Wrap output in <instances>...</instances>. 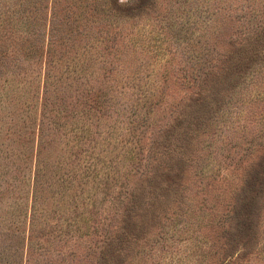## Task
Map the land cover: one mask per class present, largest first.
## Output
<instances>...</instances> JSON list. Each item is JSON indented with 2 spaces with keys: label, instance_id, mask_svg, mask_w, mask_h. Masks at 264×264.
<instances>
[{
  "label": "rangeland",
  "instance_id": "1",
  "mask_svg": "<svg viewBox=\"0 0 264 264\" xmlns=\"http://www.w3.org/2000/svg\"><path fill=\"white\" fill-rule=\"evenodd\" d=\"M41 1L42 31L50 20L57 26L55 44L49 52L53 60L49 68L56 66L58 72L54 74L59 77L52 78L55 82L49 86L51 108L62 115L71 113L70 105L64 112V100L67 104L73 99L68 97L65 85L80 80L71 73L66 79L64 71L68 67L80 71L81 67L86 73L89 68L94 71L92 77L88 76L92 82L105 86L118 82L123 87L118 97L124 101L136 97L132 95L136 87L131 86L137 83L155 92L153 99H160L164 92L168 103L147 115L155 122V129L170 122L172 114L185 106L191 86L198 77L201 79L208 59L217 58L219 50L226 51L225 56L237 54L246 47L250 30L260 24L264 27V0H56L54 8L51 0ZM18 17L15 15L4 27L13 31L10 35L20 36L19 43L26 47V35H34L25 23L19 24ZM5 39L11 37L0 36V56L11 48ZM41 43L39 38L36 44L41 47ZM43 55L40 48L33 57L10 53L0 66V264H67L79 259L94 264L99 260L102 238L115 225L111 203L118 188L105 187L101 161L95 162L103 175L97 179H73L68 186V182L56 180L63 172L72 174L75 165L69 158L70 146L63 143L67 139L64 136L62 143L49 149L37 145ZM263 62L259 60L249 73L236 77L231 91L223 94L216 113L210 114L197 133V144L191 146L197 165L186 177L191 192L184 193V201L180 200L182 192L176 195L177 201L172 203L175 212L168 218L162 216L164 209L148 214L140 231L148 245L126 254L134 259L127 264H212L222 234L221 229L209 226L210 218L217 219L216 213L229 209L227 205L250 184L254 172L258 179H264V97L254 95L257 90L264 91ZM107 69L112 71L104 75ZM198 70L202 71L199 76ZM56 111L48 116L54 118ZM60 122L64 124L66 119ZM126 126L121 124L122 139H129ZM61 133L63 128L58 129L59 137ZM144 139L149 142L148 137ZM101 150H113L108 156L114 163L122 159V151L111 145L100 147V155ZM41 158L49 174L37 215L42 206L45 214L35 222V242L29 246L33 174ZM125 182L129 192L145 190L144 179L138 175H126ZM254 206L248 212L256 228L251 255L242 256L236 264H264V190ZM80 214L91 217L89 235L74 223ZM103 217L107 218L104 224L100 222ZM206 240L213 242L209 249L203 247ZM46 249L49 253L40 254ZM122 262L119 260V264Z\"/></svg>",
  "mask_w": 264,
  "mask_h": 264
},
{
  "label": "trees",
  "instance_id": "2",
  "mask_svg": "<svg viewBox=\"0 0 264 264\" xmlns=\"http://www.w3.org/2000/svg\"><path fill=\"white\" fill-rule=\"evenodd\" d=\"M93 2L90 3V6ZM41 3V0H0V28L2 27L0 36L11 37V39H5L8 44H11V48L1 54L0 66L10 53L17 56L21 52L24 56L33 57L39 48L43 52L41 61L44 80L43 85H41V111L37 128V145H40L42 150L47 147L49 149L58 143H62L60 141L61 136L67 138L66 142L63 143L70 146L69 158L70 160L72 158V164L75 166L72 174L63 172L56 179L57 181L62 180L64 183L68 182L66 186L73 179H97L99 176H103L99 174L95 163L101 161V168L105 174V187L115 188L116 186L118 192L112 197L111 203L115 211L111 219L115 225L111 230H108L110 234L105 239L102 238V244L98 250L99 260L94 261V264H119V260L123 261L120 264H127L129 261L134 262V259H129L125 255L132 254L142 248L145 249L148 245V242L140 237V233H142L140 231L144 227L145 218L148 217V214L154 215L157 210L164 209L162 216L168 218L169 213L175 212L172 203H176L178 197L176 195L182 192L180 200L184 201V197L191 192L187 186L186 177L191 176V171L197 168L195 159L191 155V146H194L195 142L197 144V133L202 130V126L206 124L208 118L210 119V114L216 113L223 94L231 91L232 81L236 77L249 73L254 63H259V60L264 61V32H260L264 27L261 24L253 27L250 34L246 35L245 39L248 40L246 47L241 48L237 54L229 53L226 57V51L219 50L217 58L208 59L201 79L198 77L191 86L192 90L185 106L176 110V114H172L173 118L170 122L165 123L164 126L159 125L155 129V122L151 121L147 115L157 106L161 108L168 103L162 96L164 92L159 95L160 99H153L155 92L151 91L148 86H141L143 84L137 83L131 86L136 87L132 94L136 97L124 101L118 97V94L123 92L120 89L123 87L118 86V82L111 81L109 86L96 83V80L92 82V78L88 79V76L92 77L94 71L89 70V68L86 73L81 67L80 71L76 67L74 69L68 67L64 71L67 73L66 79L70 77L71 73L73 76L77 74L75 78L80 80L79 82H68L65 85V89L69 93L68 97H73V99H69L70 103L67 104L64 100V112L67 111L66 105H70L73 108L71 113L62 115V112L51 108L52 103L49 102L48 95L49 92L51 93L49 86L55 82L52 78L58 77L54 74L55 70L58 72V69L56 66L49 68L53 62L51 56L49 58V52L55 44L57 26H53L52 20H50L49 23H45L46 26L49 24L48 29L44 25L42 31L40 26L42 25ZM55 3L56 0H51V8H54ZM15 15L19 16L16 19L20 21L19 24L25 23L26 27L31 28L29 33L34 35H26L28 42L26 47H23V42L19 43L21 41L20 36L10 35L13 31L4 27V23L13 21ZM91 18L94 19V16ZM53 32L54 40L52 39ZM253 32L256 35H253ZM39 38L42 41L41 47L36 44L39 42ZM94 63L93 61L90 62L92 65ZM111 71L112 69L105 70L104 75ZM198 71L199 76L202 71ZM72 90L73 94H70ZM254 95L262 98L264 91L257 90ZM160 100L163 101L161 105L159 104ZM140 102H143V105L138 108ZM78 107L80 108L76 109ZM52 111H56L54 118L48 116V113ZM56 117L57 119H55ZM63 117L66 119L64 124L60 122ZM107 119H109L108 122H106ZM122 123L127 124L124 130L126 134L128 133L129 139H122L124 135L121 128ZM100 127L103 128L101 133L99 132ZM59 128H63L60 137L58 136ZM144 137L149 138L148 143L145 142ZM104 145H111L114 150L122 151V159L114 163L112 158L108 156L113 150H107V153L104 152L105 150H101L103 154L100 155L98 150ZM56 163H59V160ZM48 174L47 163L41 158L38 163L36 162L33 174L27 237L29 246L35 242L33 228H35L40 216L45 214L43 206L38 215L37 210L44 192L45 176ZM128 174L143 178L144 184H146L145 190L127 191L128 186L125 180ZM257 174L254 172L250 184L240 193L239 191L236 193L237 197L227 205L228 210L222 214L216 213V220L212 219L214 216L210 218L209 226L213 230L221 229L222 234L219 239L220 244L215 250L217 255L214 260H211L212 264L214 262L217 264H236L242 256L251 255L249 249L252 246L251 241L256 237V228L253 229V218L248 212L254 210V203L258 201V194H262L264 190V179H258ZM261 175L264 176V172H261ZM56 177L54 176V178ZM61 185L66 187L62 183ZM105 220L107 218L103 217V221L100 222L104 224ZM90 221L91 217L80 214L74 223L79 227V231L84 229L82 233L89 235L91 226L88 223ZM157 242L159 241L157 240ZM211 243L213 242L206 240L203 242V247L209 249L212 247ZM42 253L47 254L49 250H41L40 254ZM48 260L50 257L47 256L46 261ZM90 261L79 259L67 264H89ZM205 264L211 263L206 262Z\"/></svg>",
  "mask_w": 264,
  "mask_h": 264
}]
</instances>
